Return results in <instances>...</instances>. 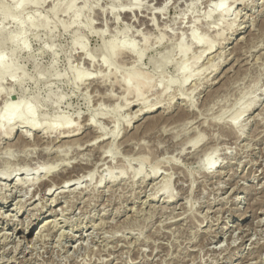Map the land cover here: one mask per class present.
Returning <instances> with one entry per match:
<instances>
[{
  "label": "rangeland",
  "instance_id": "374dc122",
  "mask_svg": "<svg viewBox=\"0 0 264 264\" xmlns=\"http://www.w3.org/2000/svg\"><path fill=\"white\" fill-rule=\"evenodd\" d=\"M1 1L0 264H264V0Z\"/></svg>",
  "mask_w": 264,
  "mask_h": 264
},
{
  "label": "bare ground",
  "instance_id": "6f19581e",
  "mask_svg": "<svg viewBox=\"0 0 264 264\" xmlns=\"http://www.w3.org/2000/svg\"><path fill=\"white\" fill-rule=\"evenodd\" d=\"M7 1H10V2H15L16 3V8H17V11H21V10H25V8H27V6L28 5H26V3H25V1L24 0H7ZM222 1V0H221ZM220 1V3H218V7H219V10H224L223 9V3ZM2 3H4V4H6L5 2H4V0H2L1 1ZM133 4H137V3H133ZM174 4V3H173ZM72 6H74V1L72 0V1H69V3L67 4V5H64L63 7H62V10L63 11H68V10H70L71 8H72ZM131 8H134V7H131ZM131 8H126V11H125V16H127L129 13V11H130V9ZM138 8V7H137ZM230 8H232V7H230ZM230 8H226V12H230L231 11V9ZM13 9V8H12ZM158 12V11H157ZM161 13V12H160ZM156 14V13H155ZM152 15H153V13H152ZM143 16V15H142ZM152 19V18H151ZM150 21V20H149ZM155 21H156V19H155ZM154 21V22H155ZM28 22V21H27ZM52 22H55L54 20H52ZM21 24V23H20ZM148 24V23H147ZM151 24V23H150ZM149 24V25H150ZM154 24V23H153ZM152 24V25H153ZM49 25V23H48V21H45V22H43V24L41 25L42 27H46V26H48ZM64 26H66V25H64ZM151 26V25H150ZM24 36V35H23ZM22 36V37H23ZM15 38H20V36H18L17 34H15V36H14ZM21 37V38H22ZM13 38V37H12ZM20 38V39H21ZM79 39H81V38H79ZM8 40H10V39H8ZM212 43V42H211ZM210 43V44H211ZM1 44V43H0ZM209 44V43H208ZM214 45V44H213ZM214 47V46H213ZM0 48H1V46H0ZM83 48H84V46H83ZM253 48V47H252ZM213 48H212V46H209V48H208V51H211ZM207 50V49H206ZM205 50V51H206ZM132 53H134V51L133 50H130ZM183 51H185V50H183ZM206 53H207V51H206ZM210 53V52H209ZM203 56V55H202ZM136 58H137V60H141V58H142V55H140V54H136ZM201 58V57H200ZM102 62L104 63V64H110V61L107 59V58H105L104 56H102ZM186 82V79H184V80H181V86L184 84ZM128 84V83H127ZM261 90V89H260ZM258 99V98H257ZM260 100V99H259ZM5 103V102H4ZM254 103V102H253ZM25 104V103H24ZM252 103H250V105H251ZM250 105L248 106V107H250ZM128 106V105H127ZM4 107H5V105H4ZM8 108H5V110L3 109V114L0 116V123L2 124V125H8V130H7V134H8V136H10L11 134H12V131H13V128H11L12 126V122H13V120H15L16 118H19V116L20 115H24V116H27L28 114H30L31 112H32V107H30L31 109H29L28 108V110H24L23 109V103L22 102H15V103H11L10 105H8L7 106ZM161 106H150V107H146L145 109H144V113H148V112H153V111H156V110H158L159 108H160ZM167 107V106H166ZM171 107V105H169L167 108H166V110L168 109V108H170ZM247 107V108H248ZM241 116V115H240ZM238 118V117H237ZM240 118V117H239ZM90 120L92 121V119L90 118ZM93 122V121H92ZM91 122V123H92ZM234 122V121H233ZM90 123V124H91ZM234 123H236V122H234ZM30 124V127L32 128V129H38L39 128V126L40 125H38V123L37 122H31V123H29ZM28 124V125H29ZM233 124V123H232ZM231 124V125H232ZM72 125V124H71ZM92 125H93V123H92ZM129 125H130V122H129ZM234 125V124H233ZM13 126H14V124H13ZM62 126L64 127H67L68 126V121L67 122H64V124H62ZM69 126H70V124H69ZM68 126V127H69ZM75 126V125H74ZM94 126V125H93ZM95 126H96V124H95ZM232 127V126H231ZM235 127V126H234ZM237 127V126H236ZM235 127V128H236ZM40 128H41V126H40ZM39 128V129H40ZM97 128H98V126H97ZM67 129V128H66ZM71 129V128H70ZM95 129V128H94ZM98 129H100V128H98ZM240 130H241V128H239ZM0 130H1V127H0ZM97 130V129H96ZM235 130V129H234ZM237 130H238V128H237ZM244 130V129H243ZM53 131V130H52ZM75 131V130H74ZM63 132H65V131H63ZM66 132H71V130H69L68 129V131L66 130ZM76 133H73V134H67V136H73V135H76L77 134V131H75ZM97 132H98V130H97ZM26 133V132H25ZM72 133V132H71ZM23 134V133H22ZM101 134H104V133H101ZM234 134V133H233ZM5 136V135H4ZM101 136V135H100ZM112 136H113V134H112ZM21 137V136H20ZM97 137H99V135H97ZM102 138H104L105 139V134H104V136H101ZM37 138V137H36ZM101 138V139H102ZM18 139H19V137H18ZM95 139H97L98 140V138H95ZM94 139V140H95ZM99 139H100V137H99ZM19 141V140H18ZM27 142V141H26ZM107 143V142H106ZM186 149V148H185ZM184 151V150H183ZM66 154V153H65ZM104 154H105V152H104ZM103 154V155H104ZM108 154V153H107ZM105 156H107V155H104L103 157H105ZM208 156V155H207ZM44 157V156H43ZM110 157V156H109ZM207 158H209V157H207ZM101 159V158H100ZM107 159V158H106ZM194 162V161H193ZM211 163H214V162H211ZM214 164H216V163H214ZM67 165V164H66ZM50 166V165H49ZM49 166L47 165V167L49 168ZM65 166V165H64ZM74 166V165H73ZM77 166V165H76ZM83 166H85V165H83ZM83 166H81V168L83 167ZM214 166V165H213ZM213 166H211L212 168H213ZM46 167V168H47ZM51 168H52V166H50ZM66 167V169H64V170H62L61 171V173H58V174H56L55 172L53 173L52 172V174L54 175V181H51V182H49L50 181V179L52 178H50L49 179V181H45V183L42 185L43 187H42V190H44V193H43V195L42 196H46V194H49L50 192H51V190L55 187V186H57V185H62V184H65V186H67V184H70V185H68L67 187H69V186H71V185H74V184H76V183H72L73 181H79V179H78V177L81 175V174H74L73 172H75V171H77V169H76V167L74 168V169H76V170H70L69 169V166L67 167V166H65ZM64 167V168H65ZM211 167H209V168H211ZM218 167V166H217ZM25 168V167H24ZM47 168V170H48V173H50L49 172V169ZM53 168H55V167H53ZM84 169H85V167H83ZM87 168H88V166H87ZM87 168H86V170H87ZM21 169V168H20ZM20 169H17V170H20ZM37 169V168H36ZM91 169V168H90ZM93 169V168H92ZM154 169H156V168H154ZM39 170V169H38ZM51 170H53V169H51ZM85 170V171H86ZM94 170V169H93ZM157 170V169H156ZM156 170H154V171H156ZM4 171V170H3ZM79 171H80V168H79ZM79 171H77L78 173H79ZM89 170H87L86 172H88ZM153 171V173L151 174V175H153V176H155V175H157V174H155L156 172H154ZM13 173H14V171H12ZM81 172H84V171H81ZM80 172V173H81ZM24 173V172H23ZM47 173V172H46ZM4 175L3 176H6L5 178H6V180H7V178H9L10 177V175H11V171H10V174L8 175V172H4L3 173ZM91 174V173H90ZM90 174H88L87 176H89ZM85 175V174H84ZM84 175L83 176H80V177H84ZM2 176V177H3ZM86 176V175H85ZM93 176V175H92ZM114 177V176H113ZM113 177L111 176V178L109 179V181H114V179H113ZM157 177V176H156ZM82 178H80V179H82ZM93 178V177H92ZM91 178V179H92ZM27 179V178H26ZM89 179V178H88ZM90 179V180H91ZM28 180V179H27ZM52 180V179H51ZM115 180H116V178H115ZM21 183V182H20ZM43 183V182H42ZM72 183V184H71ZM19 184V183H18ZM59 185V186H60ZM41 187V186H40ZM39 187V188H40ZM62 187H64V186H62ZM57 188V187H56ZM59 188V187H58ZM163 188V187H162ZM166 188V187H165ZM41 189V188H40ZM38 190V189H37ZM75 190V189H74ZM163 190V189H162ZM37 192V191H36ZM41 192V191H40ZM4 194V193H3ZM35 195V194H34ZM173 195V194H172ZM172 195L170 196L171 198H172ZM3 196H5V195H3ZM57 197V196H56ZM40 198V197H39ZM41 199V198H40ZM43 200V199H42ZM53 200V199H52ZM22 200H20V201H18L19 203L21 202ZM22 204H24V203H21V206H22ZM37 206V205H36ZM39 206V205H38ZM41 208V207H40ZM39 208V209H40ZM15 209V208H14ZM34 209V208H33ZM38 210V209H37ZM7 216V215H6ZM28 217V216H27ZM26 217V218H27ZM54 223V225L53 226H55V223H56V220H50L47 224H44V229H47L48 230V228H50L51 227V225ZM24 225V224H23ZM58 225V224H57ZM46 227H48V228H46ZM242 227H239V229H241ZM243 229V228H242ZM50 230V229H49ZM51 231V230H50ZM22 232H24V229H22ZM64 234V233H63ZM71 235V234H70ZM4 236V235H3ZM7 236H9V235H7ZM244 237V236H243ZM247 237V236H246ZM23 238H24V240L26 239L25 238V236H23ZM253 239V238H252ZM5 240V239H4ZM3 240V241H4ZM1 241V240H0ZM19 240H17L16 241V244H18V243H20V242H22V241H19ZM29 242V241H28ZM7 244V243H6ZM17 247L19 246V244L18 245H16ZM26 246V245H25ZM27 247V246H26ZM16 249V248H15ZM14 249V250H15ZM137 255V254H136ZM193 262V261H192Z\"/></svg>",
  "mask_w": 264,
  "mask_h": 264
}]
</instances>
